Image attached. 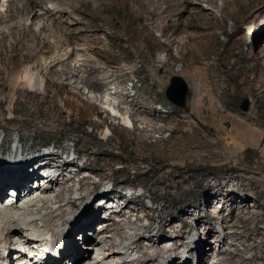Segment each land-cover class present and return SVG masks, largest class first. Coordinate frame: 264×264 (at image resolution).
<instances>
[{"label": "rangeland", "instance_id": "obj_1", "mask_svg": "<svg viewBox=\"0 0 264 264\" xmlns=\"http://www.w3.org/2000/svg\"><path fill=\"white\" fill-rule=\"evenodd\" d=\"M45 1L46 6L62 8L57 0ZM201 1V6L214 9L217 16L218 37L208 52L201 48L202 41L207 40L203 28L174 31L179 16L173 12L150 18L152 34L146 43H136L131 47V55L116 59L111 66L92 67L98 61L88 46L90 37L80 34L76 35L79 42H68L69 37L60 32L63 31L61 22L55 18L38 20L35 26L38 29L49 25L42 36L52 41V53L21 58L10 44L4 45L1 56L6 69L3 70L11 75L0 74V146L23 141L28 157L50 162L49 167L39 171L43 175L39 180L53 173L63 186L39 197L55 198L64 186L63 203L86 194L89 189L80 188L82 177L93 173L83 168L85 164L98 170L105 167L110 177L103 181L102 187L88 193L84 203L67 204L65 213L69 221L59 215L61 203H51L50 207L36 211L38 221L32 227L34 230L26 227L24 231L34 234L36 241L24 243L22 249L31 259L20 264L40 260L74 264V261L68 263L69 250L63 263L55 262L56 257L45 258L44 252L68 232L74 241L83 242L86 231L75 234L71 230L72 221L75 224L96 215L101 219L94 230L88 231L101 242L93 253L94 258L107 250L112 240L130 248L128 253L121 250L114 259L110 258L112 264L156 256L169 248L180 252H166L164 258L151 264H160L162 260L163 264H202L203 259L207 260L205 264H215L222 257L221 251L235 247L242 250L240 256H235L237 263L257 256L250 264H264V141L258 144L252 139V136H264L260 135L264 133V83L262 88L253 91L237 87L234 76L227 72L228 64L222 60L223 51L233 42L240 53L228 56L229 60L249 69L264 64V14L237 22L236 17L245 15L244 8H226L224 0H216L215 4ZM5 4L6 0H0V10L6 8ZM134 8L137 19L140 10L137 6ZM114 13L102 12L108 22H103L104 28L118 30L111 24ZM73 15L81 17L77 13ZM82 20L83 24L92 26L94 16L86 15ZM13 21L28 26L32 14L17 13ZM252 25L257 27L254 35L250 33ZM119 30L127 36L126 30ZM2 31H8L5 24H0ZM101 35L112 43L104 32ZM155 39L170 44L171 50L159 49ZM115 43L120 45L117 39ZM191 51H202L199 61H191ZM150 60L158 62L153 65ZM209 66L212 68L202 71V67ZM27 70L37 73L38 88H30L24 80ZM76 71L78 77L73 76L72 72ZM214 72L219 73V78L210 81L221 79L224 83L221 92L215 94L221 108L218 112L198 107L206 93L202 85L204 75L212 78ZM173 76H181L189 86L184 107L166 95ZM246 98L248 109L243 108ZM86 103L97 106L91 116H86ZM114 106H120V111L114 110ZM208 114L215 118H205ZM93 150L97 152L91 153ZM104 150L115 153L103 154ZM26 162L25 159L22 163ZM37 166L28 167L26 174H35ZM6 171L1 170L3 176ZM93 176L98 178L96 174ZM10 193L16 197L19 191ZM38 198L40 206L43 201ZM110 218L113 219L109 222L111 227L106 229ZM45 221L50 222L48 226ZM114 221L116 225H112ZM140 234L152 236L140 239L145 249L137 247ZM250 244V249H246ZM15 246H10L1 235L0 251L5 259H0V264H11L10 257L16 255L19 247ZM188 246L194 249L189 251Z\"/></svg>", "mask_w": 264, "mask_h": 264}, {"label": "bare ground", "instance_id": "obj_2", "mask_svg": "<svg viewBox=\"0 0 264 264\" xmlns=\"http://www.w3.org/2000/svg\"><path fill=\"white\" fill-rule=\"evenodd\" d=\"M57 1L60 7L62 8H57V7L52 8L46 6L47 3L45 0H24V1L6 0V4H5L6 8L4 10H0V24H5L8 27L9 32L8 31L0 32V74L5 73L8 77L11 75V73H8L7 71L3 70L5 68V64L3 62L1 52L3 50L4 45L6 44H10L9 46L11 47V49L14 52H16L17 55L20 56L21 58L35 57L37 55H40L41 53L50 54L54 51L52 41L49 40L47 37L42 36V33L46 30V28L49 25L44 24L40 26L38 29L35 28V26H37L36 22L41 19L45 20L49 18H55L57 19V21L59 20L63 27V31L60 30V32H65L64 34L69 37L66 38L68 42L71 41L79 42L78 41L80 40L79 36L76 35L86 34L87 36H89L90 37L89 41H91V43L88 46L92 50V53L96 56L95 60L98 61V65L95 63V65H93L92 67H96V68L111 66L112 63L116 62L117 60L126 59L127 58L126 56L132 54L131 47L133 45H135L136 43H138L139 45H143V43H146L149 34H152L151 32L152 28L149 29V27L151 26V25L149 26L150 23L149 19L153 18L155 15H158L160 13L173 12L174 14H177L179 16L178 21L174 23L173 26L174 31H181V29L192 28L195 26H197L198 28L199 27L203 28L204 38H206L207 40L202 41L201 43L202 47L201 46L200 47L204 52H208L213 49L214 40H216V38L218 37L217 32L215 31V26H216L215 19L217 18V16L214 12V9H207L201 6L200 5L201 0H97V1L96 0H57ZM208 1L211 4L216 3V0H208ZM224 1L226 8L230 6H235L238 8L245 9V11H243L245 12V15L242 18L236 17L237 22H240L242 19L245 18H251L252 16L256 17L255 15L257 14L259 15L264 14V0H224ZM135 6H137L140 10L138 11L139 16L137 17L139 18L137 19L135 18L136 16L134 15ZM40 8H43L44 10L42 11ZM103 11L115 12L111 24L114 27H116L118 30H112L111 27H107V28L103 27V22L108 23L105 20V18L102 16ZM17 13L21 14L22 16H29L30 14H32L31 24L27 26L22 23L14 22L13 20L16 17ZM73 13H77L81 17H76L75 15H73ZM86 15L94 16V23L92 26H88V24L87 25L83 24L82 18ZM129 22H131L132 25H130ZM119 29L126 30L127 36H124ZM256 31H257V27L252 25L250 27V33L254 35ZM102 32L105 33L108 40H112V43L110 41H106L103 39V36L101 35ZM60 36H63V33ZM116 39L119 40L120 42L119 46H115ZM160 41H158V39L157 40L155 39V43L158 45L159 49L161 50L164 49L168 51L171 50L172 46L170 44H166L165 41L164 43ZM198 52L199 51H197V53L196 52L193 53L191 51L190 53V56H192L191 61L194 63L200 60L202 51H200L199 53ZM239 53L240 51L237 49L236 45L233 42L229 45L228 49L223 51L222 60L224 61V63L228 64L227 66L228 74L234 76L236 81V86L243 90L253 91L262 88V84L264 83V64H258V66H256L255 69H249L247 67H244L243 65L237 64L236 61H231L228 59V56L230 55L236 56ZM53 57L54 55H50V58ZM157 60L159 59L157 58ZM152 63L153 65L154 64L156 65L154 60ZM202 68H203L202 71H204V69L205 70L211 69L212 66L202 67ZM72 73L74 77L79 76L78 71ZM218 75L219 73L217 72H214L212 78H209L208 75L207 77L204 75V80L202 82V85L204 86L203 88L206 90V93L201 98L203 104L200 103V105L198 106L199 109L204 110L205 107L206 110L211 109V110H216L217 112L221 110L220 106L216 102L215 94H218L219 91L221 92V89L224 88V83L223 81H221V79H216L217 82H212L213 80L210 81L211 79H215V77L219 78ZM23 77L30 88L36 89L40 86L39 78L36 72L32 70H27ZM205 100L207 101L205 102ZM85 107H86L85 108L86 116H91L97 108L95 103H86ZM118 107L114 106V110L117 111ZM205 118L212 119L215 118V116L212 114H208L205 116ZM136 122H139V119H136ZM241 123L246 124L245 121L244 122L241 121ZM251 130L253 129L251 128L250 131ZM104 132L105 131L103 130L102 133ZM262 134L264 133L263 132L260 133V135ZM252 139L254 143L261 144L264 141V136H252ZM79 142L80 140L77 141L76 144H79ZM94 152H97V150H93L91 153ZM102 153L107 155H112L115 152L110 150H104L102 151ZM25 159L27 162L23 164L22 162ZM2 161L3 163H8L4 160V158H1V162ZM19 161L20 162L16 166L8 163L10 164L9 166H7L6 168L2 167L4 168V170H7L4 176H3V172H0V238L1 235L2 236L4 235L10 246L14 245V247H16L15 246L16 244H18L19 246L17 247L18 249L16 248L17 250L15 249L16 255L14 257L13 254L9 251L10 252L9 256H11L12 254V256L10 257L11 264H20L25 260L31 259V257L25 254V252H23L22 249L24 243L30 244L31 242L36 241L35 238H33L34 234L29 233L28 235L24 233L26 227L29 228L30 230L32 229L33 225L38 221V218L35 215L36 211H41L47 207H50L51 203H61L59 206L60 209L59 215L65 217L66 220L69 221L71 219L69 215L65 213V208L67 204L70 203L74 205V204H78L79 202L84 203L88 193L90 192L92 193L98 187H102L104 185L103 181L110 178L107 173V169L105 167L100 168V170H98L91 164H85L83 168L90 170L93 174H96L98 178L93 176V174L84 175L82 177L80 188L81 189L87 188L89 189L88 192L86 194L78 196L77 200L70 199L68 203H63L64 193L66 190L65 186L61 188L60 192L55 196V198H49L48 196L39 197L41 194L52 191L56 189L58 186H63V184L59 180V177H56V174L53 173H49V175L39 180L40 177H43V175H41L39 171L44 167H49L50 162L48 161L38 162L36 161L35 157H31V156L28 157V153H26L25 156L22 157ZM32 165L33 166L38 165L35 170V174L33 175L31 173L26 174V172L28 171V167ZM33 176H36L38 179H36V181H33L31 178ZM71 180L72 178L67 179L65 183H68ZM88 185H93V186H88ZM10 188H13V190L10 191L9 190ZM113 189H115V187ZM14 191L15 192L19 191V194L16 197L13 193L12 194L10 193ZM37 198L43 201L42 205L40 206L37 205L38 204ZM24 200H26L25 203H22V201ZM85 219L86 218L77 221L79 222L78 224L77 222L74 224V222L72 221L71 224V230H73L75 234L76 233L79 234L78 233L79 231H86V236L84 237V241L83 242H79V241L77 242V240L74 241L72 238H70V235L73 236L71 232H68L66 236L63 235L61 238L60 248L57 251L58 257L56 256V258L58 260L55 262L58 263L66 262L65 253L67 250L70 251L69 253H66L69 254L70 256V260L68 261V263L74 261V264H112L113 262L112 263L109 262L110 258L118 256L121 253V250H126L125 251L126 253L129 252L130 248H128L127 246H123L121 242L112 240L110 247L107 250H103L99 256H96L97 258L96 257L95 258L97 260H95V258L93 257V253L101 245V242L97 240V238L95 239V237H93V234H90L88 231L94 230L93 228L97 227L96 222L99 219H101V216L96 215L95 217L89 219L87 218L86 221ZM112 220L113 219L106 221L107 224L106 229L111 227V223L109 222H111ZM45 223L48 226L49 225L48 223L50 222L45 221ZM116 224L117 222L114 221L112 225H116ZM226 226L227 227L229 226V222ZM115 229H119V226L115 227ZM35 232L37 231H33L32 233ZM56 233L57 232H55V234ZM30 235H32V237ZM36 235H38V233H36ZM145 236H149V235L148 234L138 235L136 239L137 247H140L141 249H145L144 243L139 242L140 239ZM149 237L152 236L150 235ZM131 239H134V236H132ZM85 244H88V246H84ZM251 246L252 244L248 245L246 249H250ZM85 248L88 249L85 251L84 250ZM188 248L190 249L189 251L194 249V247L192 246H188ZM5 249L7 248L5 247ZM146 249H148V246H146ZM166 252L179 253L180 251L177 249L169 248L167 251L161 250L158 254H156V256L146 255L144 257L133 258L131 260L126 259L123 261H118L116 264H151V262H154L160 258H164ZM241 253L242 250H240L237 247H235L233 250L230 251H221L220 254L222 255V257L220 258L218 257L219 260L215 264H222L223 262H228L229 264H239L235 260V256H240ZM256 257H250L248 259L243 258L240 264H250L256 259ZM0 259H5V255L1 251H0ZM40 261L43 262L42 264H52L54 260L47 262L43 260ZM206 261L207 260L203 259L202 264H205ZM33 264H38V263H33ZM160 264H163V260L160 261Z\"/></svg>", "mask_w": 264, "mask_h": 264}, {"label": "water", "instance_id": "obj_3", "mask_svg": "<svg viewBox=\"0 0 264 264\" xmlns=\"http://www.w3.org/2000/svg\"><path fill=\"white\" fill-rule=\"evenodd\" d=\"M189 86L181 76H173L166 90V95L175 104L184 107L187 103ZM243 108H249V100L246 98L243 103Z\"/></svg>", "mask_w": 264, "mask_h": 264}]
</instances>
